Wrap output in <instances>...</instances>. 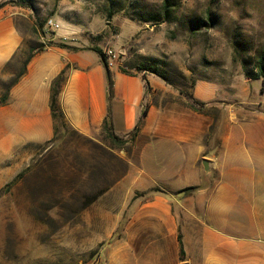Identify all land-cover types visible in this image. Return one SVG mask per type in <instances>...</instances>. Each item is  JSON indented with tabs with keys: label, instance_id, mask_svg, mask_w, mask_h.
Segmentation results:
<instances>
[{
	"label": "crops",
	"instance_id": "obj_1",
	"mask_svg": "<svg viewBox=\"0 0 264 264\" xmlns=\"http://www.w3.org/2000/svg\"><path fill=\"white\" fill-rule=\"evenodd\" d=\"M27 18L20 8L0 9V85L23 50L22 20ZM67 34L62 30L42 38L46 46L33 54L7 103L0 105V157L53 138L51 88L64 70L58 103L67 125L82 137L101 135L108 117L114 135L127 139L147 108L131 150L136 165L130 164L101 199L112 191L141 196L131 200L128 194L121 206L92 204L100 232L109 237L120 215H127L119 264H264L263 81L247 80L240 71L197 80L191 96L205 104L208 113L202 114L183 100L151 104L146 83L153 91L169 92L164 84L114 65L109 97L101 59ZM189 187L197 189L178 193ZM117 246L118 241L103 248L104 254Z\"/></svg>",
	"mask_w": 264,
	"mask_h": 264
},
{
	"label": "rangeland",
	"instance_id": "obj_2",
	"mask_svg": "<svg viewBox=\"0 0 264 264\" xmlns=\"http://www.w3.org/2000/svg\"><path fill=\"white\" fill-rule=\"evenodd\" d=\"M164 4L171 10L168 20ZM0 5L20 8L28 17L22 20L23 50L1 76L5 85L47 44L43 37L62 30L84 46L112 50L114 65L127 72L159 79L169 92L149 88L151 104L186 105L193 82L243 73L241 60L250 68L264 53V0H0ZM48 19L60 29L45 28ZM134 152L130 144L114 146L103 133L82 137L66 123L52 140L0 157V264H119L127 215H120L109 237L100 232L96 207L99 201L121 206L128 194L131 200L141 196L112 191L101 199L136 165ZM117 241L105 255L103 248Z\"/></svg>",
	"mask_w": 264,
	"mask_h": 264
},
{
	"label": "trees",
	"instance_id": "obj_3",
	"mask_svg": "<svg viewBox=\"0 0 264 264\" xmlns=\"http://www.w3.org/2000/svg\"><path fill=\"white\" fill-rule=\"evenodd\" d=\"M4 5H0V9L3 7ZM169 12H171V10L166 9V4L163 5V18L165 20H168L170 17ZM108 18H110V15L108 14ZM41 26L38 25V28H40ZM51 45H55L64 49H69V50H78V48L76 47H72L63 43H58V44H53V43H49L48 46ZM46 45L44 46H39L38 49H36V52L41 51L44 49ZM87 50H91L93 52H95L99 58L101 59V62L103 64V67L105 69V75H106V79H107V92H108V96L110 97L112 95V80H111V75H110V70L107 67V64L104 60V56H103V51L98 48L96 45L95 46H89L86 47ZM235 51L238 53V55H240L239 53V49L235 48ZM35 53V52H34ZM31 53L26 60L24 61V65L23 68L20 72L19 75H17V77L15 79H13L10 84L5 85V83L1 82V86H2V94L0 95V105L3 106L7 103L8 97H9V91L10 89L18 82V80L21 78V76L24 74L25 72V66L26 64L29 62V60L32 58L33 54ZM238 60V59H237ZM241 60V59H240ZM239 60V61H240ZM241 67H242V71H243V75L247 80H259L261 79L263 81L264 84V53H260L259 55H257L254 59V63L252 64V67H248L246 61L241 60ZM120 70L123 73H129L125 70L124 67H120ZM151 73L155 74L156 76L160 77L161 79L165 80L163 77H161V75L157 74L155 71H151ZM64 81V70L58 75V77L55 79V81L53 82L52 88H51V96H50V112H51V117L53 120V138L58 134L60 128H64L66 126V122L64 119V114L60 108V105L58 103V95H59V91L61 88V84ZM193 84L191 85V88L193 87ZM146 88L147 90H149V86L146 83ZM189 99V103L186 104V106L188 108H190L191 110L198 112V113H202V114H206L208 113V110L205 108V104L201 103L199 101H196L195 99H193V97L191 95L188 96ZM147 108H145L142 113L141 116L139 117V120L137 121L133 131L128 135V140L127 139H123L120 137H117L116 135H114L113 130H112V125L110 123V120L107 118H105L104 122H103V126H102V133L104 134L105 138L107 140H109L114 146L120 147L122 148L124 145L130 144L131 145V150H132V146L134 143L135 138L137 137L139 130L142 126L143 123V119L145 117ZM52 138V139H53ZM51 139V140H52ZM22 176V173H19L18 175H16L12 181H10L6 186L5 189L9 190L14 184H16V182L18 181V179ZM197 189V187H189L186 189H183L181 191H179L178 193H182V194H189L193 191H195ZM157 191V190H155ZM96 196H92L91 198L85 200L84 205L90 203L93 199H95ZM177 241L179 244V257L182 258L183 256V248H182V240H181V235L180 233L178 234L177 237Z\"/></svg>",
	"mask_w": 264,
	"mask_h": 264
},
{
	"label": "built area",
	"instance_id": "obj_4",
	"mask_svg": "<svg viewBox=\"0 0 264 264\" xmlns=\"http://www.w3.org/2000/svg\"><path fill=\"white\" fill-rule=\"evenodd\" d=\"M45 28H48L52 31H57L60 29V25L53 21L52 19H48L45 23ZM104 60L107 64V67L110 69L114 66V61L116 59L115 53H113L112 50H104L103 51ZM263 91H264V85H263ZM93 264H99L98 262H94Z\"/></svg>",
	"mask_w": 264,
	"mask_h": 264
}]
</instances>
